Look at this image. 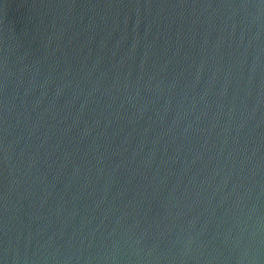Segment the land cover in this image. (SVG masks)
Wrapping results in <instances>:
<instances>
[{"label":"water","instance_id":"obj_1","mask_svg":"<svg viewBox=\"0 0 264 264\" xmlns=\"http://www.w3.org/2000/svg\"><path fill=\"white\" fill-rule=\"evenodd\" d=\"M0 264H264V0H0Z\"/></svg>","mask_w":264,"mask_h":264}]
</instances>
